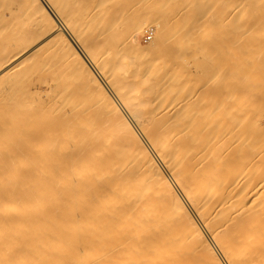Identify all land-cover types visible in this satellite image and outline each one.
I'll return each mask as SVG.
<instances>
[{"label": "bare ground", "instance_id": "1", "mask_svg": "<svg viewBox=\"0 0 264 264\" xmlns=\"http://www.w3.org/2000/svg\"><path fill=\"white\" fill-rule=\"evenodd\" d=\"M262 115L264 0H0V264H264Z\"/></svg>", "mask_w": 264, "mask_h": 264}, {"label": "rangeland", "instance_id": "2", "mask_svg": "<svg viewBox=\"0 0 264 264\" xmlns=\"http://www.w3.org/2000/svg\"><path fill=\"white\" fill-rule=\"evenodd\" d=\"M12 25H13V24H12ZM14 25H15V28H18V27H19V26L16 27V26H17V23L14 24ZM18 25H19V23H18ZM143 25H144V26H142V29H141V30H143V31H141V30H135V31H134V34H136L137 40H138V42H139V45H140V47H142L141 50H143V49L145 50V48L148 49V46H150L151 44H153V43L155 42V40H156V32H157V28H156V25H155L154 23H151V22H150V23L143 24ZM12 27H14V26H12ZM138 33H139V34H138ZM141 33H142V34H141ZM210 33H211V31H209V30L207 29L205 35H209ZM57 38H58V39L55 38L56 42H54L55 40L53 41V43H54V44L52 43L53 45H57V44H56L57 41L61 40V38H60L59 36H58ZM139 38H140V39H139ZM59 44H61V42H60ZM57 46H58V45H57ZM57 46H56V47H57ZM144 46H145V47H144ZM52 47H53V48H52ZM54 49H55L54 46H50V50H51L52 52H55L56 54H59V55L62 54V53H59V52H58L59 50L57 51L56 49H55V50H54ZM147 49H146V50H147ZM201 51H202L204 54H206V52L203 51L202 49H201ZM49 52H50V51H49ZM50 53H51V52H50ZM66 53L68 54V52H65V53H63V55H61V57L63 56L62 58H61V57H58L59 55H57V58H55L54 54H52L53 57H54L55 59H52V60H54V61L51 60V62H54L53 64H51V68H52L54 65H55V67L57 68V66H56L57 63L55 62V60H56V59L58 60V58H60V60L62 59V60L66 63V64L63 63L62 65H65V66L67 67V66H68V65H67V61H68V59L65 58V56L67 57L68 55H67ZM56 54H55V55H56ZM51 58H52V56H51ZM60 60L57 61V62H58L57 65L59 66V68H60V65H59V64H61V63L63 62V61H60ZM59 61H60V63H59ZM68 63H69V61H68ZM183 63H189V64L191 65V67H192L193 70H195V68H196L195 65L193 64V58H191V57L185 58V59L183 60ZM52 65H53V66H52ZM65 66H64L63 68L57 69L59 73L62 72L61 74H63V72H66L65 75H62L61 78H59L60 80H63V82H62V88H64L63 86L65 85L66 82H68V81H66V79H70V76H69L70 73H69L68 70H67L69 66L67 67V69H66ZM61 67H62V66H61ZM56 68H55V69H56ZM55 69H54V67H53L54 72L56 71ZM61 69L64 70V71H62ZM51 71H52V69H51ZM32 73H34V72H32ZM38 73H39V72L35 73V75L32 74V76H31V73H30V74H29V73L25 74L26 77H28V75H29V77H30V80H27V82H29V83L31 82V85H29L30 87H34V86H37V85H38V86H39V85H42V86L44 85V83H43V78H42V77L44 76V74H43V72H40V74L42 73L41 76L43 75L42 77H40V74L38 75ZM55 73H57V71H56ZM55 73H52V74L54 75V77H53V76H51V77L55 78V76L58 77L59 75H61V74L55 75ZM67 73H68V75H67ZM193 73H194V71H193ZM193 73H192V74H191V73L189 74L190 77H189L188 82H189V84H191V85H194V84H196V83L198 82V78H197V76H195ZM45 74H47V73H45ZM204 74H205V78H206V79H207V78L209 79V77H211V71H209V70H205V71H204ZM70 75H71V74H70ZM47 76H48V74H47ZM47 76L45 75L44 77H47ZM63 76H64V77H63ZM71 76H72V78H71V80H69V81L71 82L72 79H73V82H75V81H76V80H75V79H76V78H75L76 76H75V77H73V75H71ZM218 76H219V74H216V75H214V77L211 78V84H215V86H214L215 88H217V87L219 86V84L217 83V82L219 81V80H217V79H218ZM26 77H25V78H26ZM29 77H28V78H29ZM62 77H63L64 79H63ZM65 77H66V79H65ZM28 78H27V79H28ZM37 78H38V79H37ZM53 78H52V79H53ZM74 78H75V79H74ZM40 79H41V80H40ZM50 79H51V78H50V71H49V76H48L46 79L44 78V82H45V81H50ZM52 79H51V81H52ZM54 80H55V79H54ZM64 80H65V82H64ZM40 81H41V82H40ZM73 82H72V83H69V82H68V84H70L69 87L72 86ZM214 82H215V83H214ZM29 83H27V85H28ZM63 83H64V85H63ZM60 85H61V83H60ZM75 85H76V84L74 83V86H75ZM66 86H67V84H66ZM66 86H65V87H66ZM74 86H72V87H74ZM72 87H71V88H72ZM43 88H44V87H43ZM56 88H58V89H56ZM56 88L53 89V90H54V92H53L54 94H55L56 92H58V91L61 93L62 90L65 91L64 94H66V95H67V94H70L69 90H67L69 93H66V90H65V89H68V88H65V89H62V90H61V89H60L61 86H60V88H59V84L57 85ZM71 88H69V89H71ZM75 89H76V88H74V90H75ZM70 91H71V90H70ZM72 91H73V89H72ZM72 91H71V92H72ZM75 91H76V90H75ZM75 91H73V92H75ZM73 92H72L71 94H73ZM76 92H78V90H77ZM76 92H75V94H76ZM79 92H80V91H79ZM82 92H83V91H82ZM53 93H52V95H51V101H52V102H50V104L52 105L53 108H54V107L57 108V106L60 107V103H61V102H62L63 105H64V103H66V102L68 101V100L65 101V98H63L65 102L63 101V99L60 100V98H59L60 95L57 94V95H59V96H58V99H59V100H58V99L56 98L57 96L55 97V95H54ZM83 93H84V92H83ZM83 93H81L82 95H81L80 93H78L77 96L79 97V94H80V95H81V96H80L81 98L84 96V98H86V99H88V100H87V101H81L83 104L80 105L81 102L77 100V99H79V98L75 95V97H77V99H76V98H75V99H76L80 104H79L78 102L76 103V101H74L73 103H74L76 106H78V107H83V106H90V107H91V106H94L95 103H94V104H93V103H89V102H92V98L89 97L90 95H88L87 92L84 93L85 95H84ZM88 93H89V92H88ZM90 93H91V92H90ZM90 93H89V94H90ZM94 94H96V93L93 92L91 95H94ZM66 95H63V94H62V96H66ZM62 96H61V98H62ZM94 96H95V97H93V98H94V99H93V102H95V100L98 99V98L96 97V95H94ZM53 97H55V98L53 99ZM71 97H73V100H74V96H71ZM43 98H44V100L46 99V97H43ZM81 98H80V100H83V99H81ZM96 98H97V99H96ZM89 99H90L91 101H89ZM56 100H57V101H56ZM71 100H72V99H71ZM54 101H56V104H55ZM69 101H70V99H69ZM69 101H68V102H69ZM84 102H85V105H84ZM96 102H98V100H97ZM62 103H61V104H62ZM54 104H55V105H54ZM67 104H68V103H66V105H67ZM69 104H70V103H69ZM71 104H72V103H71ZM74 104H73V105H74ZM78 104H79V105H78ZM91 104H93V105H91ZM61 106H62V105H61ZM96 106H97V105H96ZM96 106H95V107H96ZM59 107H58V108H59ZM253 112L256 113V112H257L256 109H254L251 113H253ZM251 115H253V114H251ZM254 115H255V114H254ZM260 123H261L262 131L264 132V115L261 116Z\"/></svg>", "mask_w": 264, "mask_h": 264}]
</instances>
